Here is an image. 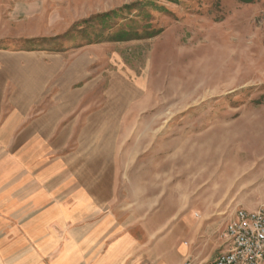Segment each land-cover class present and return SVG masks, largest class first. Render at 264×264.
<instances>
[{"label":"rangeland","instance_id":"rangeland-1","mask_svg":"<svg viewBox=\"0 0 264 264\" xmlns=\"http://www.w3.org/2000/svg\"><path fill=\"white\" fill-rule=\"evenodd\" d=\"M0 52L27 121L66 110L45 185L92 191L147 264L209 262L264 206V0H0Z\"/></svg>","mask_w":264,"mask_h":264},{"label":"crops","instance_id":"crops-1","mask_svg":"<svg viewBox=\"0 0 264 264\" xmlns=\"http://www.w3.org/2000/svg\"><path fill=\"white\" fill-rule=\"evenodd\" d=\"M12 81V73H0V264H147L148 239L117 227L92 191L78 186L64 192L45 185L53 172L34 169L31 153L53 143L52 131L62 129L53 120L66 110L49 107L50 116L39 118L44 121H27L32 105H22L19 92L15 96L22 87L16 81V89ZM5 90L14 92L11 100L10 92L9 100L2 97ZM234 212L218 237L221 251L227 248L226 226ZM184 261L210 262L189 255L180 264Z\"/></svg>","mask_w":264,"mask_h":264},{"label":"built area","instance_id":"built-area-1","mask_svg":"<svg viewBox=\"0 0 264 264\" xmlns=\"http://www.w3.org/2000/svg\"><path fill=\"white\" fill-rule=\"evenodd\" d=\"M227 248L207 264H261L264 262V206L238 208L226 226ZM182 264H192L184 261Z\"/></svg>","mask_w":264,"mask_h":264}]
</instances>
